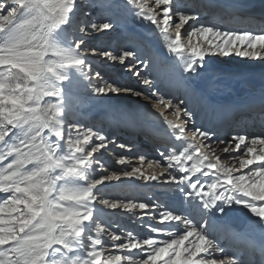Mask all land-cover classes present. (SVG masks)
Masks as SVG:
<instances>
[{
	"label": "snow or ice",
	"instance_id": "6c2138e0",
	"mask_svg": "<svg viewBox=\"0 0 264 264\" xmlns=\"http://www.w3.org/2000/svg\"><path fill=\"white\" fill-rule=\"evenodd\" d=\"M126 23L146 25L171 60L134 35L118 50L89 44ZM232 56L264 68V23L211 0H0V264H264V129L212 126L190 102L191 81ZM92 57L144 87L104 79ZM125 97L138 119L117 127L161 122L155 156L81 118ZM105 155L125 167L109 171ZM122 178L170 186L172 205L104 198L100 186ZM117 209L144 233L114 224ZM239 214L249 233L226 227Z\"/></svg>",
	"mask_w": 264,
	"mask_h": 264
},
{
	"label": "bare ground",
	"instance_id": "6f19581e",
	"mask_svg": "<svg viewBox=\"0 0 264 264\" xmlns=\"http://www.w3.org/2000/svg\"><path fill=\"white\" fill-rule=\"evenodd\" d=\"M257 2L264 3V0H211V3L222 9L238 10V15L241 20L250 19L255 24H260L264 23V5H262V3L258 5L259 3ZM192 4H198V0H190L189 5ZM204 18L206 21L212 19L210 16H205ZM231 26L236 29H241L246 25L235 23ZM103 34L101 38L102 40L104 38V41L101 42H105L106 47H109V45H113L114 47L124 46V42L128 40V37L134 35L146 41L147 45L158 55L171 60L170 54L162 47V42L157 37L150 34L146 25L126 23L122 24L120 29L110 35ZM96 40H100V38ZM88 42L90 44L93 41L88 40ZM90 45L92 46V44ZM92 60L94 69L99 71L104 79L112 82L120 81L119 72L125 69L124 66L119 63L115 64L114 62L107 61L102 57H92ZM99 62H102V64ZM259 63L258 61H245L235 56L217 57V59H213V63L207 67L200 79L191 81L196 90V95L190 98V102L196 110L202 114L204 120L208 124L212 126L221 125L226 130L235 128L237 130H247L249 133L257 134L264 129V115H261L259 109L253 107L252 104H247V101L252 99V97H258L264 94V68L260 67ZM106 64L113 69H107ZM230 68H239L240 73ZM141 70L143 71V69ZM127 73L130 72L127 71ZM134 78L137 81V78ZM250 83L253 85L249 86ZM120 85L136 87L138 89L144 87L143 85H131L126 82ZM225 101H229L230 104H223ZM143 103L155 112V109L151 108V103L149 101H143ZM217 112H221V114L215 117L218 114ZM80 114L81 118L87 123H91L102 129L105 128L104 130L106 131L115 129L113 138L116 139L118 143H135L140 146L142 152L146 147L147 151L144 152L145 154L150 156L156 155L158 142L149 127L146 125L140 127L124 126L123 124L117 127V122L122 121L125 116L132 121L138 119V111L135 109L134 105H131V100L129 98L125 97L119 100L105 101L103 103L86 104L81 108ZM153 126L160 129L162 124L160 121H153ZM120 154L116 152L115 155ZM122 154L129 155V153L125 151ZM106 157H110V155H105L102 158V162L106 160ZM107 167L110 168L111 171L120 172L125 166L117 164L115 167V165L112 164V166ZM106 185L107 184L104 186ZM109 185L110 187H108L105 192L101 190V194L103 192L106 193V195H110L117 191L121 192L123 190L125 192L128 190V194L132 192L133 194L138 193L140 195L143 194L144 191H151L152 188L156 186V182H133L126 178H122L121 181ZM154 193L156 192L154 191ZM126 214L132 216L128 212ZM235 218L243 221L239 228L230 226L231 221ZM225 225L234 232L247 233L246 230L249 229L248 217L244 214L230 216L225 221ZM246 226L247 228L243 230ZM248 231H250V229Z\"/></svg>",
	"mask_w": 264,
	"mask_h": 264
},
{
	"label": "rangeland",
	"instance_id": "374dc122",
	"mask_svg": "<svg viewBox=\"0 0 264 264\" xmlns=\"http://www.w3.org/2000/svg\"><path fill=\"white\" fill-rule=\"evenodd\" d=\"M102 34L103 33H95L91 37H87V39L89 41H93V42L90 43V44H92V47H97V48H100V49H108V50H118L120 48V46L114 47L113 45H109V47L108 46L106 47L105 42H101V41H104V38H103V40L101 38L104 35V34L103 35ZM98 38H100V40H96ZM124 46H125V42H124ZM212 59H217V57H213ZM99 63L102 64V62H99ZM106 66H107L106 67L107 69H113L110 66H108L107 64H106ZM230 69H233L234 71H237V72L240 73V69L239 68H230ZM241 71H245V70H241ZM248 71H253V70H248ZM134 77L135 76H133L131 73H127V71L125 69H123V71L119 72L120 81H117L115 83L122 84L123 82L124 83L126 82V83H129L131 85H137V86L138 85H142V84H140L138 82V80L136 81ZM109 147L113 149V154L114 155L116 154V152H119V154L120 153L122 154L124 152V150L115 148V146H113V145H110ZM115 150H117V151H115ZM143 150H144L143 153L145 151H147L146 147ZM120 151H122V152H120ZM112 156L113 155H110V157H106V160L103 162L104 166L109 171H111V170L107 166H112V164L115 165V167L117 166V163L115 162V160H114V158ZM98 174H100V173H98ZM116 182L117 181L106 182V184H107L106 186H100L101 190L103 192H105V190L108 187H110L109 184H114ZM169 187L170 186H159V185L156 184V186L153 187L151 191H149V192L148 191L147 192L144 191L143 194H140V195L138 193L133 194L132 192L130 194H128L127 193L128 190L125 191V192L122 190L121 192L117 191L116 193H112L110 195H106V193L102 192V196L104 198H108V199H111V200H117V201H138V202L139 201H146V202H149V203H151L152 201H155V202H158V203H160L162 205L161 209H157L156 210V211H160V210H163V208H167V207H170L172 205V202H173V199H174V193L169 190ZM153 190L156 193H154ZM106 211L111 215V219H112V222L114 224H119L123 228L129 229V230H131V231H133L134 233H137V234H143L144 233L145 230L139 226V221H137L135 219V217L127 215L126 211H125L126 212L125 213L123 210L117 209V210H115V214L114 215L111 214L112 213L111 210H106ZM125 216H126V218H125ZM124 219H125L126 222L124 221ZM117 231H119V229H117Z\"/></svg>",
	"mask_w": 264,
	"mask_h": 264
},
{
	"label": "water",
	"instance_id": "95a60500",
	"mask_svg": "<svg viewBox=\"0 0 264 264\" xmlns=\"http://www.w3.org/2000/svg\"><path fill=\"white\" fill-rule=\"evenodd\" d=\"M241 223H242V221L239 220V219H235V220L232 221V224H233L234 226H240Z\"/></svg>",
	"mask_w": 264,
	"mask_h": 264
}]
</instances>
